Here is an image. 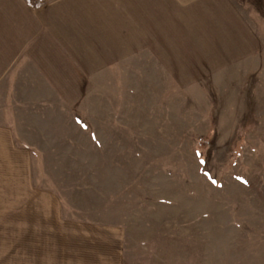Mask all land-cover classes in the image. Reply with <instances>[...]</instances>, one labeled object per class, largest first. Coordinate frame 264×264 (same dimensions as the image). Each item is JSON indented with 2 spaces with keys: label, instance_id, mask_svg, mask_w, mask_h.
I'll return each mask as SVG.
<instances>
[{
  "label": "rangeland",
  "instance_id": "374dc122",
  "mask_svg": "<svg viewBox=\"0 0 264 264\" xmlns=\"http://www.w3.org/2000/svg\"><path fill=\"white\" fill-rule=\"evenodd\" d=\"M0 130V264H264V0H0Z\"/></svg>",
  "mask_w": 264,
  "mask_h": 264
},
{
  "label": "crops",
  "instance_id": "0c3cea01",
  "mask_svg": "<svg viewBox=\"0 0 264 264\" xmlns=\"http://www.w3.org/2000/svg\"><path fill=\"white\" fill-rule=\"evenodd\" d=\"M6 131V130H5ZM7 132H4V130H0V135L1 134H5L6 135Z\"/></svg>",
  "mask_w": 264,
  "mask_h": 264
}]
</instances>
